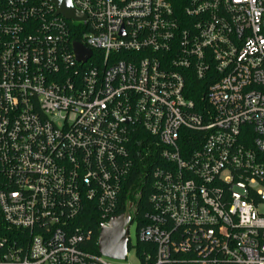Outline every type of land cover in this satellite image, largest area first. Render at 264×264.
<instances>
[{
    "label": "built area",
    "instance_id": "built-area-1",
    "mask_svg": "<svg viewBox=\"0 0 264 264\" xmlns=\"http://www.w3.org/2000/svg\"><path fill=\"white\" fill-rule=\"evenodd\" d=\"M71 3L0 0V264H264V0Z\"/></svg>",
    "mask_w": 264,
    "mask_h": 264
},
{
    "label": "water",
    "instance_id": "water-1",
    "mask_svg": "<svg viewBox=\"0 0 264 264\" xmlns=\"http://www.w3.org/2000/svg\"><path fill=\"white\" fill-rule=\"evenodd\" d=\"M56 9V14L68 20L84 21L85 16L76 10L71 0H50ZM77 61H85L90 57V50L84 48L80 42L72 44ZM131 217L127 214L112 216L101 226L97 237V251L100 255L114 260H123L126 257L128 244V226Z\"/></svg>",
    "mask_w": 264,
    "mask_h": 264
},
{
    "label": "trees",
    "instance_id": "trees-1",
    "mask_svg": "<svg viewBox=\"0 0 264 264\" xmlns=\"http://www.w3.org/2000/svg\"><path fill=\"white\" fill-rule=\"evenodd\" d=\"M74 39L79 40L80 37L75 35L73 36ZM192 84L195 86H198L200 84L199 81L192 79ZM192 85V86H193ZM201 95H203V93L197 94V93H192V94H188V97H191L192 99L196 100L199 97H201ZM149 191L146 188V185L143 187L142 193H141V198L137 207V211L136 214L138 215L139 218L144 217L145 213L149 210V206L147 203V195H148ZM123 212V208L120 207L118 210H115L114 215H118L120 213ZM86 217V216H85ZM93 219L91 220H87L85 221L82 225L84 227V229H89L91 230V238L89 241V246L90 249L94 252V253H98L97 251V247H96V240L98 237V233H99V227L101 222L103 221V219L99 216L96 215L94 217H92Z\"/></svg>",
    "mask_w": 264,
    "mask_h": 264
},
{
    "label": "rangeland",
    "instance_id": "rangeland-1",
    "mask_svg": "<svg viewBox=\"0 0 264 264\" xmlns=\"http://www.w3.org/2000/svg\"><path fill=\"white\" fill-rule=\"evenodd\" d=\"M77 24L78 23L76 22L75 25H77ZM136 226H137V221L134 219V220H132V222L130 223L129 228H128L129 240H130V243L132 245H134L136 242V237H135ZM122 263H124V264H139L138 259L135 255L134 248L131 247L128 250L127 256L124 260H122Z\"/></svg>",
    "mask_w": 264,
    "mask_h": 264
},
{
    "label": "flooded vegetation",
    "instance_id": "flooded-vegetation-1",
    "mask_svg": "<svg viewBox=\"0 0 264 264\" xmlns=\"http://www.w3.org/2000/svg\"><path fill=\"white\" fill-rule=\"evenodd\" d=\"M129 210H130V209H128V210H127V212H126L125 214H127V215H128V214H129Z\"/></svg>",
    "mask_w": 264,
    "mask_h": 264
}]
</instances>
